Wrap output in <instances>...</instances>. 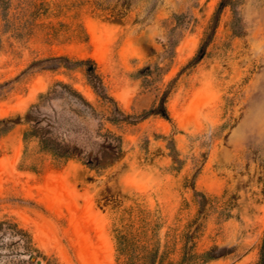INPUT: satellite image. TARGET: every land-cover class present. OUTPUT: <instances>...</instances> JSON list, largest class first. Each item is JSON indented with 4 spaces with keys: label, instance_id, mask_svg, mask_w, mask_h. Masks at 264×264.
I'll list each match as a JSON object with an SVG mask.
<instances>
[{
    "label": "rangeland",
    "instance_id": "374dc122",
    "mask_svg": "<svg viewBox=\"0 0 264 264\" xmlns=\"http://www.w3.org/2000/svg\"><path fill=\"white\" fill-rule=\"evenodd\" d=\"M219 2L0 0V264H256L264 0H242L236 27L223 8L200 48ZM63 58L93 60L132 116L108 121L121 148L104 170L24 137L58 82L106 114Z\"/></svg>",
    "mask_w": 264,
    "mask_h": 264
},
{
    "label": "trees",
    "instance_id": "16d2710c",
    "mask_svg": "<svg viewBox=\"0 0 264 264\" xmlns=\"http://www.w3.org/2000/svg\"><path fill=\"white\" fill-rule=\"evenodd\" d=\"M241 1L220 0L200 48L214 36L223 8L229 7L232 10V23L236 27L238 20L236 8ZM63 59L84 68L87 81L104 106L106 114L99 112L80 92L67 84L58 82L46 93L41 94L38 104L32 106L28 114L30 129L24 133V137L38 138L41 149L49 153L55 161L77 159L92 170H104L108 167V163L117 157L121 148L120 137L108 131L106 127L108 121L127 122L132 116L126 115L116 101L108 95L93 60L71 62L68 58ZM6 131L0 128V134ZM3 226L4 224L0 223V229ZM118 244L121 245V242L118 241ZM202 257L204 262L211 260L208 253H203ZM150 263V260L146 258L143 264ZM158 264L173 263L162 261ZM256 264H264V235Z\"/></svg>",
    "mask_w": 264,
    "mask_h": 264
}]
</instances>
